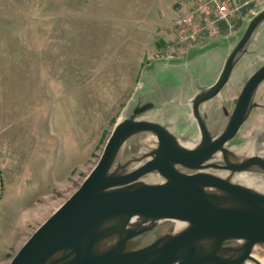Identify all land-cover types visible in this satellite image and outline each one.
<instances>
[{
    "label": "water",
    "instance_id": "water-1",
    "mask_svg": "<svg viewBox=\"0 0 264 264\" xmlns=\"http://www.w3.org/2000/svg\"><path fill=\"white\" fill-rule=\"evenodd\" d=\"M263 24L264 6L143 74L96 164L8 264H264V58L244 65Z\"/></svg>",
    "mask_w": 264,
    "mask_h": 264
},
{
    "label": "rangeland",
    "instance_id": "rangeland-1",
    "mask_svg": "<svg viewBox=\"0 0 264 264\" xmlns=\"http://www.w3.org/2000/svg\"><path fill=\"white\" fill-rule=\"evenodd\" d=\"M198 1L0 0V264L78 189L143 74L235 37L264 6L218 0L233 12L216 31L231 35L181 41L174 22ZM263 43L264 24L244 65Z\"/></svg>",
    "mask_w": 264,
    "mask_h": 264
},
{
    "label": "built area",
    "instance_id": "built-area-1",
    "mask_svg": "<svg viewBox=\"0 0 264 264\" xmlns=\"http://www.w3.org/2000/svg\"><path fill=\"white\" fill-rule=\"evenodd\" d=\"M212 3L215 4V9H213L211 17H209V5ZM229 7L218 0H210L209 2L198 1L190 15L181 16L174 22L175 32L181 41L193 39L199 30L198 19L203 17L201 20L203 29L210 35H214L216 34L217 20H226L231 16L233 11L228 9Z\"/></svg>",
    "mask_w": 264,
    "mask_h": 264
},
{
    "label": "crops",
    "instance_id": "crops-1",
    "mask_svg": "<svg viewBox=\"0 0 264 264\" xmlns=\"http://www.w3.org/2000/svg\"><path fill=\"white\" fill-rule=\"evenodd\" d=\"M228 4L231 5L230 7L233 6L235 10L236 9L238 10L237 6L241 7V5H243V4L239 5V1L238 0H228ZM231 19H233V18H231ZM238 22H240V21H238ZM197 25H198L199 30L197 32V37H196L195 42L196 41L198 42L199 40H202V38L204 39L205 37H206V39H208L207 34L205 33V30H203L201 20L199 21V23ZM230 35L231 34H229L227 31H224L221 27H218L217 31H216V36H213L212 38L218 37V39H223V38H228Z\"/></svg>",
    "mask_w": 264,
    "mask_h": 264
},
{
    "label": "bare ground",
    "instance_id": "bare-ground-1",
    "mask_svg": "<svg viewBox=\"0 0 264 264\" xmlns=\"http://www.w3.org/2000/svg\"><path fill=\"white\" fill-rule=\"evenodd\" d=\"M172 226L174 227L175 230H178L179 228H181V225L177 223L172 224Z\"/></svg>",
    "mask_w": 264,
    "mask_h": 264
}]
</instances>
